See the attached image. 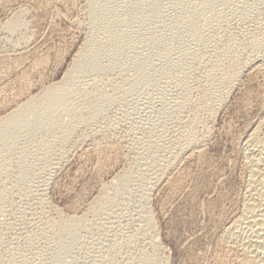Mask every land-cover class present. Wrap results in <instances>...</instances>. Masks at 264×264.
Masks as SVG:
<instances>
[{
    "label": "rangeland",
    "instance_id": "1",
    "mask_svg": "<svg viewBox=\"0 0 264 264\" xmlns=\"http://www.w3.org/2000/svg\"><path fill=\"white\" fill-rule=\"evenodd\" d=\"M218 1L109 0L105 26L128 48L70 81L66 112L81 118L0 143V264H233L225 230L264 120V0ZM92 4L0 0V120L62 80L102 13Z\"/></svg>",
    "mask_w": 264,
    "mask_h": 264
},
{
    "label": "bare ground",
    "instance_id": "2",
    "mask_svg": "<svg viewBox=\"0 0 264 264\" xmlns=\"http://www.w3.org/2000/svg\"><path fill=\"white\" fill-rule=\"evenodd\" d=\"M92 1H93V4L91 5L92 7L90 6V8L94 11V13H92V14L95 16V13H97L96 11L99 9H101L102 13H100V11H98L99 12L98 14L100 16H99L98 21L95 24L96 27L91 30L92 33L90 32V34H92V35H90L91 37H89V39H87V42H85L84 47L81 49L80 52H78L77 57L74 60V63L72 64L70 69L67 71V73L63 76V78L60 82L46 88L41 93V95L39 94L40 96L38 97V99H31L29 102H25L26 104H23L21 107L18 106V109H16L15 111H12L10 114H8V116H6L2 120H0V143L12 141L14 138L20 136L21 134H23L24 132H27V131L35 133V132H38L40 130L60 128V129H64L66 132H68V124L65 123L64 117L68 116V117H72V118H75V117L81 118L82 114H84V112L82 113V111H83L82 107L83 106L81 107L82 108L81 113L76 108L78 106L73 107V108L71 106H69L71 109L70 110L68 109V111L66 112L67 107L65 108V104L70 100L71 95H72L71 90H69V88H68L70 81L77 79V77L80 75H85L86 73L88 74V71H90V70L91 71L93 70V72L100 71V70H98V65H99L98 62L100 61V59L102 57L107 56V55L110 57H116L118 54L124 53L127 50L128 46L126 44L127 43L126 39L129 40V38H127V36L126 37H118V36H121L119 34L117 37H116L117 34L114 37L113 36L114 33H112V35L110 34L111 31H113L114 29L110 31V28L107 27V24H109L110 22L109 23L106 22L107 24L105 26V21H108L107 20L108 17L109 18L115 17V19L118 18V16H116L117 12L115 14L112 13L115 16L110 17L109 16L110 14L108 15V17L106 16V14L108 13L107 7L109 8V6H108L109 0H92ZM212 1H214V0H212ZM212 1L211 0H199L200 4L198 5L199 7L196 6V7H198L197 10H200V12H201V10L206 11L207 9H205V8H208ZM221 1L226 2L225 0H220L218 2H221ZM215 2H216V0H215ZM212 4H213V2H212ZM109 5H111V4H109ZM102 6H104V7H102ZM193 6L195 7V5H193ZM211 8H212V6H211ZM113 9L114 8H112V10ZM192 11H194V10H192ZM114 12H115V9H114ZM109 13H111V12L109 11ZM191 13H190V15H192V16L199 14L198 13V14L193 15ZM196 13H197V11H196ZM25 14H26V12H25ZM192 16H190V17H192ZM138 17H140V15ZM144 17L145 16H143V18ZM140 18H142V17H140ZM195 18H196V16H195ZM115 19L112 20V22L115 21ZM166 20H164V21H166ZM189 21H193V19H191ZM23 22L21 21V19H20V21L19 20H13V22L11 21L8 24L9 27H7V28H9L10 30L11 29L20 30V28L24 27L23 25H25V24H23ZM175 22H176L175 24L178 25L179 21H178V23H177V21H175ZM185 22H186V20H185ZM114 23H112V24H114ZM140 23H143V21ZM188 23L189 22H187V24ZM201 24L202 23H200V25ZM184 26H185V24H184ZM186 26H189V25H186ZM98 27L100 29L102 27L105 34L108 36V38H107V36L105 37V38H107L106 42L104 40L105 38H102L104 40V42L101 39H100L101 41L99 39H97V37H95L96 39L94 38V36L96 34L95 32L98 30ZM190 27H191V25H190ZM190 29L191 28H189V30ZM12 31H14V30H12ZM199 31H202V26L197 25L195 27V34L193 32L192 33L194 35H198V34L200 35L201 32L199 33ZM103 37H104V35H103ZM153 38H156V37H153ZM262 40L264 43L263 38H262ZM257 44H259V43H257ZM162 46L163 45H161V47ZM228 46H230V45H228ZM226 49H228V48L226 47ZM161 50H162V48H161ZM224 50H225V46H224ZM224 50H222V52ZM228 50L230 52V49H228ZM235 51H237V50H235ZM226 53H227V51H226ZM230 54H231V52L229 53V55ZM121 55H123V54H121ZM256 56H259V55H256ZM235 57H236V55H235ZM105 58H107V57H105ZM116 58H118V57H116ZM120 58H118V59L120 60ZM107 60H109V59L107 58ZM105 61L104 62L102 61V62L105 63ZM116 62H117V60H116ZM236 64H237V62H236ZM257 64H258V62H257ZM100 65H102V64H100ZM236 66L237 65H235V68H236ZM107 67H108V64H107ZM231 67L232 66H230V69H231ZM263 67H264V65H263ZM101 68H102V66H101ZM235 68L229 70V76L230 77H232L235 74ZM93 72H91V73L93 74ZM218 94H220V93L218 92ZM85 97H88V96L86 95ZM89 97H90V95H89ZM82 101H85V100H82ZM90 103H91V101H90ZM88 104H89V101H88ZM95 104H97V103H95ZM95 106H97V105H95ZM63 107L65 110L62 109ZM97 108H95V109L97 110ZM62 110L66 112L65 115H64ZM96 110L91 109V111L89 113L88 112L87 113L91 117L93 115L94 111L96 113ZM95 113H94V115H95ZM80 114H81V116H80ZM260 123H259L260 126L258 127V130L256 129L257 130L256 131L253 129L254 132L252 133V135H249L250 138L248 137L250 139L249 140L248 153L246 154L247 155L246 159L248 160V164H249L246 167H249V169H250V174H249L250 179L248 180V183H246V184H248V189H249L248 199L247 200L245 199L246 200L245 203L243 202L244 206H243L242 212L240 211L241 215L238 218H235L236 220L234 219L233 224L232 223H231L232 225L230 224L231 226H230V228H228V230H225L229 234V238L225 242L226 245L224 243V245H225V247H224L225 256L229 257V259L233 261V264H264V120ZM193 141H190V142H193ZM197 142H196V144H197ZM246 152H247V148H246ZM117 179H118V175H117ZM244 197L246 198V196H244ZM77 221H78L77 218H73L69 222L67 221L68 223L66 224V228H64V229L67 230L66 233L68 235L71 234V229H73L74 227L76 228V226L78 225ZM65 230H63V231H65ZM74 230H72V232ZM64 244L65 243L63 242V246L65 247L66 245H64Z\"/></svg>",
    "mask_w": 264,
    "mask_h": 264
}]
</instances>
